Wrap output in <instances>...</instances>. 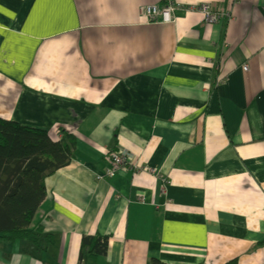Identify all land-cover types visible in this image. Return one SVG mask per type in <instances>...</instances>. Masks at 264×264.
<instances>
[{"label": "crops", "instance_id": "0c3cea01", "mask_svg": "<svg viewBox=\"0 0 264 264\" xmlns=\"http://www.w3.org/2000/svg\"><path fill=\"white\" fill-rule=\"evenodd\" d=\"M165 1L0 0V119L75 139L32 223L54 244L0 264H78L96 234L81 264H264V0L146 21ZM114 147L136 169L106 178Z\"/></svg>", "mask_w": 264, "mask_h": 264}, {"label": "trees", "instance_id": "16d2710c", "mask_svg": "<svg viewBox=\"0 0 264 264\" xmlns=\"http://www.w3.org/2000/svg\"><path fill=\"white\" fill-rule=\"evenodd\" d=\"M66 137V138H65ZM56 140L49 130L0 119V243L21 241L35 252L54 244L41 225H32L46 195L44 180L69 164L74 136ZM108 236L82 235L78 264L104 257ZM150 264H165L151 259Z\"/></svg>", "mask_w": 264, "mask_h": 264}, {"label": "built area", "instance_id": "2783aa9c", "mask_svg": "<svg viewBox=\"0 0 264 264\" xmlns=\"http://www.w3.org/2000/svg\"><path fill=\"white\" fill-rule=\"evenodd\" d=\"M180 8L185 9L186 11H198L203 13L204 20L207 24H216L224 16V14L220 10H216L206 4L183 7L180 3H174L172 0H166L162 5H145L144 7H142L141 11L142 16L148 22H160L164 24H169L174 21V12ZM247 70V66L242 67V71L246 72ZM110 158L112 159L111 163L113 165L111 169L114 170V168L117 169L122 162L132 160L134 157H132L126 151H118L117 154L111 153ZM112 172V170H109L110 174H112Z\"/></svg>", "mask_w": 264, "mask_h": 264}, {"label": "rangeland", "instance_id": "374dc122", "mask_svg": "<svg viewBox=\"0 0 264 264\" xmlns=\"http://www.w3.org/2000/svg\"><path fill=\"white\" fill-rule=\"evenodd\" d=\"M118 151H126V152H128L132 157H134V155H133L132 153H130L129 151L124 150V149H120V148H117V147H114L112 150H109V151H108V154H107V159H108V161H109V165L107 166V169H106L105 174H104V176H105L106 178H113V177H115L116 175L120 174L121 171L124 170V167H125V166H126V167L128 166V167H130L131 169H136L135 166H133V164H132L133 160H127V161H124V162L121 163V165H119V167H118L117 169H115V168H114V170L111 169V168L113 167V165H112V163H111V162H112V159L110 158V154H111V153H113V154H117ZM109 170H112V171H113L112 174L109 173ZM120 170H121V171H120ZM106 172H107V174H106ZM44 233H46V232H44ZM1 250H2V251L4 250V253H6L7 255H11V254H12V251H11V245H7V244H4V243H0V253H2ZM4 253H3V254H4Z\"/></svg>", "mask_w": 264, "mask_h": 264}]
</instances>
